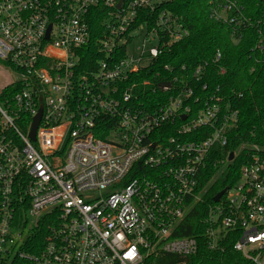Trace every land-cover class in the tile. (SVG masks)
Returning <instances> with one entry per match:
<instances>
[{
  "label": "built area",
  "instance_id": "built-area-1",
  "mask_svg": "<svg viewBox=\"0 0 264 264\" xmlns=\"http://www.w3.org/2000/svg\"><path fill=\"white\" fill-rule=\"evenodd\" d=\"M167 1L0 0V264H164L168 256L190 264L204 250L226 254L231 243L236 264H264L258 146L248 149L239 181L208 208L201 232L178 235L203 201L209 157L227 146L240 113L219 88L196 97L178 77L172 83L183 86L164 103L142 102L150 81L133 78L189 36L160 10ZM211 3V18L231 25L238 44L248 22L241 8ZM96 10L104 15L97 38ZM90 45L100 56L82 72ZM40 225L46 239L33 252Z\"/></svg>",
  "mask_w": 264,
  "mask_h": 264
},
{
  "label": "trees",
  "instance_id": "trees-1",
  "mask_svg": "<svg viewBox=\"0 0 264 264\" xmlns=\"http://www.w3.org/2000/svg\"><path fill=\"white\" fill-rule=\"evenodd\" d=\"M226 1L221 0L224 4ZM232 1L238 4L248 19L238 44L233 41L231 25L211 18L212 0H169L162 4L160 10H168L179 18L189 36L167 48L154 60L152 67L133 78L134 81H150V85L145 88L147 95L142 99L148 106L156 107L179 91L182 83H172L178 77L191 84L196 97L215 95L219 88L218 95L240 113L238 128L229 134L227 146L214 148L201 173L203 201L186 218L179 236H194L201 232L206 212L215 204L214 197L239 181L248 149L254 145L264 149V71L261 63L264 52L258 49L262 41L264 50V0ZM231 16H235V12ZM91 17L92 33L97 38L103 29L104 15L96 10ZM218 54H221L219 61ZM82 56V72L94 70V59L100 56L96 46L90 45L83 49ZM184 67L186 71H183ZM199 67L203 68V73L199 80L193 79V73ZM222 69L224 74L221 73ZM204 86H207L206 91H203ZM165 87L171 88V91L165 93ZM232 153L236 156L230 162ZM45 237L46 229L40 225L30 238L29 247L37 246H32L33 252L41 250ZM232 248L231 243L224 255L204 250L203 254L191 258L190 264H236L238 256ZM167 258L164 264H173V261L179 260L174 256Z\"/></svg>",
  "mask_w": 264,
  "mask_h": 264
},
{
  "label": "water",
  "instance_id": "water-1",
  "mask_svg": "<svg viewBox=\"0 0 264 264\" xmlns=\"http://www.w3.org/2000/svg\"><path fill=\"white\" fill-rule=\"evenodd\" d=\"M49 30L51 31V27H50ZM50 31H49V32H50ZM40 119H41V114L35 119V123H34L33 129H32V133H31V138H32L33 140L36 139V131H37V128H38V125H39ZM184 119H186V118L184 117ZM234 159H235V154L232 153V154L230 155L229 161L232 162ZM226 192H227V189L224 190V191H222L221 193L217 194V195L214 197V199H213L214 203H219V202L221 201L222 197L226 194Z\"/></svg>",
  "mask_w": 264,
  "mask_h": 264
},
{
  "label": "rangeland",
  "instance_id": "rangeland-1",
  "mask_svg": "<svg viewBox=\"0 0 264 264\" xmlns=\"http://www.w3.org/2000/svg\"><path fill=\"white\" fill-rule=\"evenodd\" d=\"M143 42L142 38L138 39V43L141 44ZM5 81L4 75L0 72V83H3ZM211 264H218V263H211Z\"/></svg>",
  "mask_w": 264,
  "mask_h": 264
}]
</instances>
